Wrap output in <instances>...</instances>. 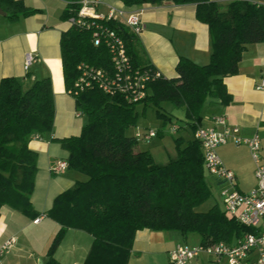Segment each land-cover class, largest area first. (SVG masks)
I'll use <instances>...</instances> for the list:
<instances>
[{"label":"trees","instance_id":"trees-1","mask_svg":"<svg viewBox=\"0 0 264 264\" xmlns=\"http://www.w3.org/2000/svg\"><path fill=\"white\" fill-rule=\"evenodd\" d=\"M79 1L66 0L63 20L76 16ZM116 1L126 8L163 3L194 5L196 20L208 29L209 60L198 65L180 57L176 76L150 80L145 97L137 103L128 102L120 93L107 94L92 84L71 96L75 110L86 117V123L79 135L62 139L50 136L54 101L49 78L36 80L25 90L15 78L0 80V210L8 207L25 216H36L30 202L37 170L36 153L29 148L33 140L49 136L67 152L66 169L84 176L56 196L46 213L59 230L47 250L45 264H59L53 254L67 229L81 230L92 237L82 264H127L134 236L142 230L194 234L200 245H230L234 238L251 231L228 217L218 204L205 212L197 211L220 182L206 173L201 147L193 137L185 144L182 137L174 139L175 157L157 165L148 151H136L132 129L138 115L148 107L155 109L163 125L170 121L160 111L162 103H169L183 109L185 125L194 133L207 99L227 105L231 97L224 79L238 73L247 45L264 43V3ZM0 8L10 20L36 13L21 0H0ZM100 24L123 40L132 68L155 71L138 57L137 37L127 28L112 21ZM59 50L66 91L77 80L79 65L112 71L107 48L94 47L89 30L72 26L62 32Z\"/></svg>","mask_w":264,"mask_h":264},{"label":"crops","instance_id":"crops-1","mask_svg":"<svg viewBox=\"0 0 264 264\" xmlns=\"http://www.w3.org/2000/svg\"><path fill=\"white\" fill-rule=\"evenodd\" d=\"M36 13L10 20L0 16V80L12 77L19 80L23 89L34 81L49 78L54 101L52 139L79 135L83 123L77 120L78 112L73 98L67 93L63 81L59 38L70 26L61 15L66 0H21ZM122 5L116 0H104ZM225 5L232 0H212ZM264 3V0H246ZM131 9L141 10L142 31L137 36L136 52L141 61L150 64L166 79L176 76L175 65L180 57L204 65L209 60L210 41L206 25L195 18L194 5L176 6L170 3L143 5ZM103 11L102 9H99ZM27 55L33 63L26 70ZM264 72V43L250 44L238 64V73L226 77L224 85L231 100L222 105L207 99L200 111L197 127H209L212 119L223 116L230 127L238 128L242 138L257 136L264 160V90L257 85ZM183 111V109H181ZM189 128L187 125L183 130ZM179 130V128H178ZM177 130V131H178ZM193 132L190 129V139ZM188 139V140H190ZM29 148L36 153V175L30 202L36 216L29 217L2 207L0 210V244L10 237L15 242L9 252L1 257V264H45L47 250L59 230V225L46 213L56 196L69 189L84 176L70 170L53 172L59 162H66L67 152L49 136L33 140ZM136 151L139 149L136 147ZM217 154L230 170L240 191L247 192L256 186L255 166L245 146L231 143L219 146ZM221 207V203H220ZM222 208V207H221ZM42 216L34 224L33 221ZM239 238H234L235 244ZM92 244V237L77 229H67L56 248L53 258L59 264H82ZM180 244L199 245L197 235L182 236L177 232H136L127 264H170L168 253ZM256 255L240 264H255ZM190 264H227L205 255Z\"/></svg>","mask_w":264,"mask_h":264},{"label":"built area","instance_id":"built-area-1","mask_svg":"<svg viewBox=\"0 0 264 264\" xmlns=\"http://www.w3.org/2000/svg\"><path fill=\"white\" fill-rule=\"evenodd\" d=\"M79 6L76 16L67 19L69 26L91 31L92 45L107 48L112 71L108 73L104 69L79 65V76L67 93L76 96L79 91L96 84L107 94H122L128 102L141 101L145 97L146 84L161 75L156 70L152 72L132 68L123 40L113 30L100 24L105 21L115 22L137 37L143 28L141 10L110 4L104 0H80ZM33 60L31 55H27L24 63L26 70ZM257 89L264 90V72ZM177 130L178 127L173 126L172 131ZM238 132V128L227 125L223 116H217L212 119L211 126L196 127L193 138L201 147L206 173L220 182L219 199L223 212L251 231L230 245L223 242L209 245L180 244L168 253L170 264H190L202 255L225 260L227 264H240L252 253L256 255L255 264H264V160L258 137L242 138ZM134 136L137 142L147 143L156 137V133L151 130L136 131ZM229 143L245 146L255 166L256 186L247 192L238 190L234 174L223 165L217 154L219 146ZM66 167V162H59L52 171L59 172ZM41 219L42 216H39L33 223ZM14 242L15 238L10 237L0 244V264L1 257L9 252Z\"/></svg>","mask_w":264,"mask_h":264},{"label":"rangeland","instance_id":"rangeland-1","mask_svg":"<svg viewBox=\"0 0 264 264\" xmlns=\"http://www.w3.org/2000/svg\"><path fill=\"white\" fill-rule=\"evenodd\" d=\"M160 111L166 114L170 121L167 120L163 125L162 120L155 116V109L148 107L143 115H138L136 126L132 129V133L151 130L158 134L147 143L139 141L136 144L139 150L148 151L157 165L165 164L175 157L174 139L182 137L184 144L190 139V128L186 130L182 129L185 127V120L181 109H176L169 103H162ZM76 118L81 121L83 125L86 123V117L84 115H80ZM173 126L178 127L179 130L172 131ZM219 191V186L212 187L210 197L197 207V211L205 212L214 204L220 205Z\"/></svg>","mask_w":264,"mask_h":264},{"label":"water","instance_id":"water-1","mask_svg":"<svg viewBox=\"0 0 264 264\" xmlns=\"http://www.w3.org/2000/svg\"><path fill=\"white\" fill-rule=\"evenodd\" d=\"M0 16L1 17H5L6 16V14L1 10V8H0Z\"/></svg>","mask_w":264,"mask_h":264}]
</instances>
